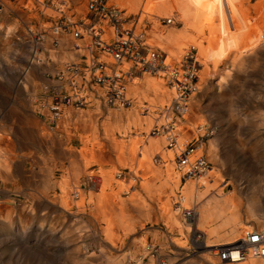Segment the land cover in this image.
Listing matches in <instances>:
<instances>
[{
	"label": "rangeland",
	"instance_id": "374dc122",
	"mask_svg": "<svg viewBox=\"0 0 264 264\" xmlns=\"http://www.w3.org/2000/svg\"><path fill=\"white\" fill-rule=\"evenodd\" d=\"M89 1L90 0H0V55L2 53L11 52L8 54V64L0 59V133L3 135L0 140V148L3 157L8 158L7 163L3 159V163L0 167V264H81L84 263L82 260L83 253L87 258L86 260L92 264H106V258L108 257L114 259L115 262H118V260L125 262L127 258L126 255L130 247V243H128L127 240L116 245L113 250L109 248L104 252H100L97 236L101 234L103 224L102 222H93L92 225L91 223L87 225L85 221L87 216H98V212L94 211L96 206H102L104 204L103 207H105L107 204L110 208L118 205L121 200L120 197L126 199L127 195L123 192L125 187L130 188L134 185L135 189L141 192L140 190L142 189H140L137 181H133V174H131L128 169V166L131 165V163H128V152L131 151L132 148H136L137 151H145V144L148 137H151L150 131L153 126L165 124L164 116L161 117L159 114L163 113V107L166 104L169 102L172 103L173 98L171 97L168 102H164L160 107L156 108V120L153 122L152 126L145 131L143 128H140L142 126L141 123L146 122L152 109L151 107L145 108L142 104H136L134 101L135 99L128 96V98H131L133 101L132 107L129 109H121V113H124L127 120L125 123L120 121L118 125L124 127L138 120V126L133 127L126 136L121 134L119 129H117L118 127L113 130L110 125L112 122L109 119L104 120L101 114L100 129L103 131V134L95 138L84 136L80 140L82 147L79 151H75L74 149L68 151L69 157L74 159V161H76L75 159L78 156L82 159L83 163L85 162L84 164L88 163L86 173L76 178L74 174L79 167L72 161V167L69 172L67 170H62L64 179L58 183L56 187L44 188V185L35 186L33 180L35 176H41V172H35V175H33L34 169H43L45 170V176H43V178L52 181V179H54L56 163L52 162L50 158L42 159L41 163L38 160L40 157L36 159V161H32V158L29 159L28 155L30 154H28V151H15V144L13 142L14 137L21 138L24 142L30 138L27 132L29 123L25 114L28 106L30 104L32 105L33 101H38L40 104L46 103L49 106L51 105L49 96L46 98L43 97L44 94L47 95V92L45 90L42 91V86H46L45 89H48V86L57 85L59 74L65 73L68 66L86 64L85 55L79 54L81 50L79 47L84 44L82 40H87L90 36L88 37L85 34V30L82 28L80 32H82L84 38L75 40L73 31H75L76 28H73V26H68L64 31L58 29V32H56V28L59 27L62 20L60 14L57 12V9L60 7L63 8L64 17L69 23L74 24L79 21H84L86 24V6ZM147 1L148 0H137L138 4L134 12H129V9L122 5H118L116 0H110V3L125 11L126 16H138L142 11H147L144 10ZM156 1L161 2V4H169L167 7H172L177 3H188L187 0ZM149 12L142 17L139 26L146 29L147 39L149 41H151L154 32L162 33L173 29L184 31V29H186L184 28V23L178 11H175L174 14L161 13L159 9H156L154 12ZM215 16L218 21V28L224 31L222 28L225 27L221 25V20H219L217 15ZM227 16V26L229 28L233 27L236 35L235 46L243 52L242 57H238L240 58L239 67L246 71V81L243 80V76H237L236 70L234 72L235 84L239 90L235 97V106H240L243 102V96L240 92L242 89L246 93L249 102L248 111L250 113H255L256 107L259 105V101L256 98L259 82H261L264 87V42L255 43L252 28L248 31V36L246 38L239 36L240 31L244 29V24L242 25L240 22H235L229 13ZM169 19L173 21L170 25L163 23L164 20ZM62 22V24H65V21ZM189 30L188 38L191 40L207 41L209 38V33L207 31H205V34L199 35L195 31H191V28H189ZM55 41L56 45H54ZM154 48L156 52L159 51L158 53L160 56L163 55L161 49ZM68 52L74 55L77 54L78 57L66 58ZM248 52L252 53L249 57L245 56V53ZM172 57L175 61L173 60L174 62H172L170 66H173L172 64L178 61V59H176L177 55ZM233 59L229 56L225 57L219 63L218 74L223 73L229 67L232 68L231 64ZM253 60H255V62H252ZM259 73L262 79L257 77ZM201 75L202 72L200 73V76ZM158 76L164 78L167 87L171 89L166 79L167 75L159 74ZM158 76H156V78ZM146 77L153 76L147 74L138 78L143 79ZM86 78H89L88 74H86ZM75 79L77 80L79 78ZM79 80L81 81V79ZM199 89L200 92L191 99L188 112L185 115L186 118L184 117V120L180 121L181 123H178L176 127L178 135L177 140L181 136L179 128L183 126L185 131L189 134L187 146H192L194 149L193 154L188 160L196 155L198 151H202L199 156L205 158L210 168L211 164L208 160L207 152L208 143L215 138L219 131L225 129L224 127L228 123L224 120V115L226 113L224 105L227 99L223 96L219 97V93H215V90L212 88H205L203 90V86H200ZM64 90L66 89L64 88ZM171 90L174 89L172 88ZM150 103L151 102L148 104L150 105ZM61 108L66 109L64 106H61ZM116 113L118 114L119 112ZM61 116L58 119H63V116ZM57 124L60 125V123ZM30 125L36 126L40 130L43 138L50 136V130L46 126H39L36 121L30 122ZM261 128L264 131V128ZM116 133L120 134L121 139H117L115 136ZM140 133H144L142 137ZM237 136L238 135L234 133L231 137L234 142L232 143L233 151L231 152L237 159L244 157L250 164H255L257 162V156L264 154V151H240V149L234 145L238 141ZM251 137L253 136L250 135L246 138L248 142H252L255 138ZM137 138L141 141L139 144L137 143ZM159 138L160 137L156 139ZM262 139L264 141V136ZM167 140H169L168 136ZM110 143L112 144L110 145ZM168 143L169 141L166 142L165 146L169 148ZM175 147L176 146L172 149ZM108 148L112 149V151H116L120 169L116 168L114 165H110L109 170L106 169L109 167V163L104 160V156L98 152L104 153V151H108ZM92 151H96L98 155H94ZM139 155L140 154L137 155V161H139ZM177 155L173 157L174 160ZM235 162L237 165L241 163L240 165L242 166L243 164L240 160ZM92 165L98 168L97 171H90L89 168ZM172 167L173 168L164 166L160 158H157L155 168L163 172V177L161 180L156 181L155 185L162 183L164 187L160 188L157 185L155 187L152 186L153 194L151 195L154 198H148V211L144 214L150 213L151 218L157 219L158 221H156L155 225H153V222L148 224L143 232H140L142 233L141 235H148L146 240L147 247L148 245L149 247L152 246L154 252L158 249V252L167 253L170 255V258L173 257L175 260H178L174 261L175 264H181L185 260L198 258L204 253L205 250L203 247L206 244L204 240L205 237L203 232L198 231L202 235L201 239L203 240V244L197 247L192 246L191 239L192 236L194 237L197 227L195 221L193 225H189L186 222L189 228H191V231H189L190 238H188L190 247L193 249L192 252H190L191 254L189 253L191 257H186L184 260L183 257H177L176 255L171 256V250L169 248L173 247L172 241L174 239L178 241L181 238L178 236V233L171 232V230L168 229L167 225H169V220L168 216H165L167 212H163L165 208L163 206L167 203L170 204L171 213L175 214L180 220L183 210L177 212L176 207L178 204L175 203L181 202V197H184L185 189L189 188V184L192 181L196 183L201 176L197 178H185V168L180 169L176 161L173 162ZM169 170L177 172L179 179H170L169 182H166ZM252 171L247 168V170L242 172L239 176L236 175L239 172H232L236 175L233 176L228 169L223 168L222 170L223 179L226 181L222 186L224 188V193L231 191L233 188L232 185L234 187L239 186L243 191V194L239 195V197L244 206L248 204L251 189L262 188V190H264V181L259 182L252 176ZM92 174L100 181V186L96 189L98 194L92 192L91 188L86 187V184L81 182L83 180L89 181ZM126 174L129 175L128 179H124V175ZM205 177H207V175ZM147 179L149 180L146 182H149L152 178ZM104 183L106 185H112V187H102ZM113 185L115 186L113 187ZM102 189L107 195L106 198L101 196ZM182 190H184V192ZM191 191H193V196H196L199 190L196 186L191 188ZM142 193L147 196L144 192ZM262 197L264 202V195ZM90 201H92V206H89ZM127 206L125 207L126 214L130 215L131 210L129 208L132 207V204ZM65 207H67V210L64 209ZM199 208L200 204L198 202L195 203L193 198L190 210H193L194 218L195 212L199 210ZM143 212H141L140 215ZM262 213H264V207ZM136 215L139 216V214ZM97 224H99L100 227ZM46 231L51 233L50 237H53L54 240H49L47 235H42V232ZM168 232L171 233L170 236ZM155 234L158 236V242L153 241V236ZM158 256V264L161 261L164 262L163 264H168L167 258L159 254ZM46 260L49 261L47 262Z\"/></svg>",
	"mask_w": 264,
	"mask_h": 264
},
{
	"label": "bare ground",
	"instance_id": "6f19581e",
	"mask_svg": "<svg viewBox=\"0 0 264 264\" xmlns=\"http://www.w3.org/2000/svg\"><path fill=\"white\" fill-rule=\"evenodd\" d=\"M116 1L118 2V5H122L123 7L129 9V12H134L138 4L137 0ZM187 2L188 3H177L172 7H167V5L169 4H161V2H157L156 0H148L144 7V10L147 11H142L138 15L139 19L135 27L136 33H139V31L143 29L139 26L142 21V17L145 16V14L149 11L154 12L156 11V9H159L161 13L165 12L167 14H174L175 11H178L180 18L184 23V28L186 29H184V31L173 29L171 31L162 33L154 32L151 41L147 39L146 44L147 47L154 52H156V49L154 47L163 51V55L166 56V60L164 62V66L166 67V69H171L172 66L170 65L175 61L172 56L177 55L176 59H178V61H176V63H173L172 65L178 68L180 66V63L184 61V57L189 54L192 55L197 66L195 69L197 74V83L195 86L196 91L193 93V95L190 96V99L188 100L186 112L180 119L176 120V147L174 149H170L165 146L166 142L168 141V135L166 134H162L154 138L150 135L151 137H148L145 144V151H137L136 148L130 147L132 149L128 152V163H131V165L128 166V169L130 170V173L133 174V181H137L140 189H142L140 190L141 192L137 191L134 185H132L130 188L125 187L123 192L127 195L126 199L120 197L119 195L121 200L119 201L118 205L110 208L107 204L105 207H103L104 204L102 206H96L94 211L98 212V216H87L85 224L90 225L91 223L92 225L93 222H102L103 224L101 234L97 236L100 252H104L109 248H112L111 250H113L116 245L124 242L125 240L130 243L125 262L121 260L115 262L114 259L108 257L106 258V264H158V254L167 258L168 264H175L174 261H178L173 257L170 258V255L167 253L158 252V249L156 252H154V248H152V246L149 247L148 245L147 247L146 240L148 235H141V232H143L148 224L153 222V225H155L156 221H158L157 219L151 218L150 213L144 214L148 211V198H154L151 195L153 194L152 186L155 187L157 185H155V182L161 180L163 177V172L155 168V162L157 158H160V161L164 166H170L171 168H173V162L175 161L173 157L179 154L180 151H183L185 147H187L189 134L187 133V131H185L183 126H180L179 131L181 132V136L177 140L178 135L176 127L178 123H181L180 121L184 120V117L186 118L185 115L188 112V107L191 99L194 95L200 92V86H203V90L205 88H212L213 90H215V93H219V97L223 96L227 99L226 104L224 105L226 108L224 120L228 123L224 127L225 129L219 131L215 138L208 143L207 152L211 167L205 173H203L201 177L198 178L199 181L197 180L196 183L192 181L189 184V188L185 189L184 197H181V202L175 203L178 204L176 207L177 212L183 210V212L190 211L191 214L193 210H190V205L193 201V198L195 203L198 202L200 204L199 210H196L195 212L194 221L197 227V231H201L204 234V240L206 244L204 245L203 249L205 251L198 258L196 257L187 261L185 260L186 257H191V255L189 256V253L193 250L191 249L188 240V238H190L189 231H191V228H189L190 224L188 225L184 221V216H181L179 220V218H177L175 214H172L171 205L167 203L163 206L165 207L163 212H167V215L165 214V216H168L169 220V225H167V227L171 230V232L178 233V236L181 238L180 240H182L176 241L174 239L172 241L173 247L169 248L171 250L170 254L171 256L176 255L177 257H183L185 261L181 264H264V257L254 258L249 256L246 257L244 261L236 263L235 261L231 263H224L221 262L218 256L221 250L220 248H222L223 246H228L236 243L239 239H241L251 231H260L264 229V213H262L264 207L262 196L264 195V190H262V188H254L253 190L251 189L248 204L244 206L240 201L239 195L243 194V191L239 186L234 187L232 185V190L226 193H224V188L222 187L224 183H226L222 176L223 168L228 169L230 173L239 172L238 174H236L237 176H239L242 172L246 171L247 168H249V170H253V177H255L259 182L264 181V154L257 156V162L252 165L247 161L246 158L242 157L240 159H237V157L234 156L231 152L233 151L232 143H234L231 137L234 133L238 135V141L234 145H236L238 149H240V151H264V141L262 139V137L264 136V131L261 128H264V87L263 84L259 82V88L256 97L259 101V105L258 107H256L257 109L255 113H250L248 111L249 102L246 93L242 89L240 92L243 96V102L240 106H235V97L239 90L237 89V86L235 84L234 72L236 70L237 76H243V80L246 81V71L239 67L240 58L242 57L243 52L237 49V47L235 46L236 35L234 32V28H229L227 26V15L229 13L235 22H240L242 25L244 24V29L240 31L239 36L246 38L248 36V31L252 28L255 43L258 44L264 42V0H187ZM107 4L121 10L118 6L110 3V0H107ZM215 15L219 17V20H221V25L225 27L222 28L224 31L218 28V21ZM167 21L168 20H164L163 23H167V25H170L173 22L172 20H170V23H168ZM189 28H191V31H195L199 35H203L205 34V31H207L209 33L208 40L198 41L189 39ZM102 29L103 34L101 36V40L104 42H109L113 38L112 30H109L105 24H102ZM89 39L82 40L84 44L82 46L80 45L81 47H79L78 45V47L81 49L79 54L85 55V62L87 65L92 59V48H90L92 42L91 39ZM9 53L11 52L2 53L0 55V59L3 60L6 64H8ZM245 54V56L247 57L252 55L251 52ZM100 55L101 56L99 61L108 66L105 69L104 73L106 75H109V67L114 66V62L107 55ZM228 56L232 59L234 58L233 62L231 61L232 68L229 67L223 73L218 74L219 63ZM239 56L240 58H238ZM71 57L77 58L78 56L77 54L74 55L68 52L66 58ZM252 62H255V60H253ZM128 67H130L129 64L123 63L116 69L118 71L117 74L121 73L122 75H125ZM201 72L202 75L200 76ZM147 74L151 75L149 73H143L140 75L136 74L132 77L128 76L125 79L127 83L125 85L123 98L124 101L128 103V106H117L115 108L108 107L107 105H105V103L102 102V99L104 97L103 88L98 85H91L89 90L90 92H88L86 90V87H84L82 93H79L80 96L82 94L85 97V106L83 109L94 108L95 106L116 110L129 109L132 107L133 101L131 98L133 97L136 104H142L145 108L151 107L152 109V112L149 113V117L147 118L146 122L141 123L142 126L140 128H143L146 131L156 120V108L160 107L162 103L168 102L172 97V103L169 102L168 104H166L167 106L165 105L163 107L164 113L166 109L165 107L170 108L174 100L177 99V93L175 92V90H171L172 88L169 89L166 85L165 79L158 76L159 74H165L169 76V73L159 71L156 75H151L153 77H146L143 79L138 78ZM156 76H158L159 78H156ZM257 77L262 79L260 73L257 75ZM257 80L259 81L258 78ZM67 81L63 83V87L66 89L67 94L69 96H72L71 90L67 87L70 82ZM74 82L78 87H83L87 83L80 81L79 79H74ZM44 90L46 92L48 91L47 88ZM170 91L172 92V94ZM128 96H131V98H128ZM149 102H151L150 105L148 104ZM50 107L51 105L48 106L49 109ZM68 109H72V107H69ZM63 110L64 109L60 108V116H63ZM167 114L169 115V113ZM168 115H166V117L168 119H171ZM50 118H53V116L51 115ZM137 122L138 120L136 122H131V124H129L127 128L119 131L123 136H126L129 134L130 130L133 127L138 126ZM167 124L168 123L166 121L164 126H166ZM158 126L159 125H157V127ZM143 134L140 133L141 137L143 136ZM250 135L253 136L251 138L255 137L252 142H248L246 139ZM2 136V133H0V140ZM158 137L160 138L156 139ZM136 140H138V138ZM139 142L141 141L138 140L137 143L139 144ZM1 151L2 150L0 148V167L3 163V159L6 161V163L8 161V158L3 157ZM201 152L202 151H198L197 154L193 156L194 158L191 157V159L187 161V164H191L194 160H196V158L200 157L199 155L201 154ZM138 154H140L138 157L139 161H137ZM237 160H240L243 163L242 166L240 165L241 163H239V165L235 164V161ZM87 164L88 163L84 164L83 168H78L77 172L74 174L76 178H79L83 176L84 173H86L88 169ZM168 172L169 175L166 182H169L170 179H179L177 172H174L173 170H169ZM184 172H186V169ZM232 174L233 176H236L235 173ZM206 175L207 177H205ZM92 178H94L93 174L92 176H90V179ZM147 178L152 179L151 181L146 182L147 180H149ZM107 186L112 187V185H106L105 183L102 185V187ZM114 186L115 185H113V187ZM157 186H160L159 183ZM196 186L199 191H197L198 193L196 196H193L194 194L193 191H191V188H194ZM162 187L164 186L161 183L160 188ZM182 191L184 192V190ZM101 192V196H104V198H106L107 195L105 194V191L102 189ZM142 192L147 194V196H145ZM100 198L103 199L102 197ZM131 204L135 213L131 212V214L128 215L126 214L125 207ZM89 206H92V201L89 202ZM64 209L67 210V207H65ZM141 212L143 213L140 215ZM136 214H139V216H137ZM97 225L100 227L99 224ZM42 233V235H47L49 240H54L53 237H50L51 233L49 231ZM168 235L170 236L171 233L168 232ZM153 241L158 242L157 234L153 236ZM233 258L234 260H236V256H234ZM86 259L87 258L83 253L82 260L84 261V263L81 264H92ZM163 263L164 262L161 261L159 264Z\"/></svg>",
	"mask_w": 264,
	"mask_h": 264
},
{
	"label": "built area",
	"instance_id": "2783aa9c",
	"mask_svg": "<svg viewBox=\"0 0 264 264\" xmlns=\"http://www.w3.org/2000/svg\"><path fill=\"white\" fill-rule=\"evenodd\" d=\"M87 14L84 21H79L74 24L69 23L64 17L63 8H58L57 12L60 14L62 20L58 29L64 31L68 26L76 28L73 31L75 40L84 38L80 29L85 30V34L91 39V56L92 59L88 65L85 63L78 66H68L65 73H60L58 76L57 85L48 86L49 98L51 99L50 109L53 112V119L57 120L60 116L61 106L82 109L85 106L84 96L82 93L84 87L90 92L91 85H98L104 90V97L102 102L108 107L115 108L117 106L126 107L128 103L124 101L125 79L133 75H140L149 73L156 75L159 71L169 73L167 80L171 88H174L177 93V99L174 100L170 108L165 107L164 113L159 114L164 116L167 125L153 126L150 135L152 137L160 136L162 134L168 135L169 148L175 146V124L176 120L180 119L187 110L188 100L190 96L196 91L197 74L196 64L192 55L184 57V61L180 66H172L171 69L164 66L166 56H160L157 52L150 50L147 47L146 29L143 28L136 33L135 27L138 23V16H126L125 12L118 8L108 5L107 0H90L86 6ZM65 21V24H62ZM170 23V20L167 21ZM102 24L112 30L113 38L109 42L101 40L103 34ZM167 24V23H166ZM127 26V27H126ZM57 34V33H56ZM56 45V41L54 42ZM100 54H105L110 57L114 66L109 67V75L104 73L108 67L103 62H100ZM123 63L130 65L125 75L117 74L116 70ZM86 72L89 75L87 80ZM67 75V76H66ZM75 78L87 82L83 87H78L74 82ZM70 84L67 86L72 96H69L64 90L66 81ZM67 81V82H68ZM102 95V96H103ZM169 113V115L167 114ZM168 115L171 119L166 117ZM170 120V121H169ZM192 146H187L183 151L176 156L175 161L177 166L181 169L185 168V178H197L209 169L207 161L202 156L196 158L191 164H187L189 157L193 154ZM129 175H124V179H128ZM185 222L190 225L194 223V212H183ZM202 235L196 230L194 237L192 236V246L197 247L203 244ZM219 258L221 262L231 263L233 261H244L246 257H264V229L251 231L239 239L232 245L223 246L220 248ZM236 256V260H234Z\"/></svg>",
	"mask_w": 264,
	"mask_h": 264
},
{
	"label": "crops",
	"instance_id": "0c3cea01",
	"mask_svg": "<svg viewBox=\"0 0 264 264\" xmlns=\"http://www.w3.org/2000/svg\"><path fill=\"white\" fill-rule=\"evenodd\" d=\"M45 87L46 86H42V91H44ZM47 96H49L48 92L47 95H43L44 98ZM48 106L49 105L46 103L40 104L38 101H33V104L28 106L25 114L29 123L27 132L30 138H28L25 142L21 138H13L15 151H28V154H30L28 155L29 159L32 158V161H36V159L40 157L38 159L39 162H41L42 159L50 158L52 159V162L56 163L54 179H52V181H48L43 178V176H45V170L34 169L33 175H35V172H41V176H35L33 179L35 186L44 185V188L56 187L58 186V183L63 181L64 174L62 173V170H67L69 172L72 167V161H74V159L69 157L68 151H70V149L79 151L82 147L80 140L84 136L95 138L99 137L100 134H103V131L100 129L101 114L103 115L104 120L109 119L112 122L110 125L113 130L117 127V129L123 130L129 126L120 127L118 125L120 121L125 123L127 120L124 113H121L122 110L108 109L106 107L100 108L99 106H95L94 108H82L81 110L76 108L68 109L69 107H66V109L63 110V119L54 120L53 118L50 119V116H53V112L48 108ZM116 112L119 113L117 114ZM33 121H36L39 126H46L50 130V136L43 138L40 130L36 126L30 125V122ZM57 123H60V125ZM115 136L117 139H121L120 134L116 133ZM111 144L112 143H110V145ZM109 149L110 148H108V151H104V153L98 152L99 154H102L104 156V160L109 163V167L106 169L109 170L110 165L120 168L116 151ZM92 153H94V155H98L96 151H92ZM75 160L76 161L74 162L77 166L79 168H83L84 163L82 159L77 156ZM89 169L90 171L95 172L98 168L95 165H92ZM81 182L86 184V187L91 188L92 192L98 194L96 189L99 188L100 181L97 177H94L89 181L83 180ZM159 185L161 186V184ZM129 209L131 212H134L133 207H130Z\"/></svg>",
	"mask_w": 264,
	"mask_h": 264
}]
</instances>
